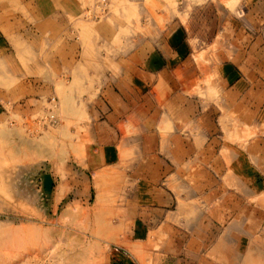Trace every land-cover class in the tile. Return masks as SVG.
Masks as SVG:
<instances>
[{
  "label": "rangeland",
  "instance_id": "obj_1",
  "mask_svg": "<svg viewBox=\"0 0 264 264\" xmlns=\"http://www.w3.org/2000/svg\"><path fill=\"white\" fill-rule=\"evenodd\" d=\"M261 10L264 0H0V264H116L117 255L125 264H157L156 257L179 233L185 254H197L199 244L206 249L215 244L219 223L199 219L214 206L198 201V183L208 179L197 164L190 165L186 183L190 202L166 209L179 212L166 221L175 230L136 242L130 236L132 221L122 214L134 183H123L116 170L95 171L84 163L96 147L117 144L120 134L130 142L140 138L133 119L114 126L116 133L103 144L93 142L92 129L113 111L127 110L128 117L133 110L117 102L119 84L133 82L129 69L135 52L144 61L173 35L179 39H171L170 48L185 47L186 60L149 79L146 84L158 86L143 92L157 112L167 114V130H155L174 135L181 123L169 101L177 95L188 100L191 118L197 117L199 102L209 112L224 97L217 74L223 63L250 54V63L264 67V59L255 58L264 55V27L256 26ZM216 110L223 119L216 127L211 122L210 138L199 142L198 125L185 132L195 153L214 139L227 146L221 151L227 169L233 154L244 153L259 130L237 114ZM119 118H124L121 113ZM118 150L121 166L130 169L137 148ZM136 157L139 161V153ZM44 175L53 181L50 194L43 191ZM237 182L232 172L223 171L219 191L245 194ZM213 190L206 187L207 194ZM167 191L174 194L171 187ZM254 204L264 207L263 187ZM216 256L208 251L206 260L219 263Z\"/></svg>",
  "mask_w": 264,
  "mask_h": 264
},
{
  "label": "crops",
  "instance_id": "obj_2",
  "mask_svg": "<svg viewBox=\"0 0 264 264\" xmlns=\"http://www.w3.org/2000/svg\"><path fill=\"white\" fill-rule=\"evenodd\" d=\"M260 13L261 19H257V21L261 23L256 26L264 27L263 10ZM177 38L179 39L177 35H173V38L167 37V40L161 41L157 47L159 53L151 50L145 56L144 61L141 53L135 52L134 65L129 69L133 75V82L128 85L126 83L119 84L120 101L117 102L122 103L123 109L132 107L131 115L126 117L128 111L124 110L120 112L124 118L120 119V113L113 111L107 115V122H102L92 128L93 132L96 133L93 142L103 144L106 139H112V134L116 133L114 126L125 124L133 119L135 123L134 134H139L140 138H133L130 142L131 139L128 140L120 134L119 137L117 136L118 138L116 137L119 140L117 144H104L93 149L84 165L92 167L95 171L116 170L121 175L123 183H134L132 191L126 193V205L122 214L126 219L132 221L134 226L133 231L132 229L130 231L131 240L140 242L142 239L147 241L152 233L159 235L161 232L175 230L166 221L178 218L179 212L166 209L171 208L174 203L177 208L178 203L190 202L186 183L190 182L188 178L190 165L197 164L198 173L207 176L208 179L207 182L204 180L202 183H198V195L199 197L202 195L198 201L202 199L200 205L204 207L208 201L210 205L214 206L213 210L209 212L204 210L203 217L199 213V219L205 220L208 217L215 220L220 225V234L216 237L215 244L209 249L199 244L196 249L197 254L189 255L184 253L187 249H183L182 241L184 239L180 237L183 233H179L176 237L177 240L175 239L176 242L174 241L173 245L167 244L163 253L156 257L157 264H264V207H258L254 204L255 193L259 191L260 187H263L264 190L263 64L262 62L250 63L254 60L252 57L254 55L250 54L245 59H241L237 55L235 60L223 63L217 74L220 80L219 88L224 97L214 107V110L209 112H204L205 106L203 107L199 102L198 111L201 112L197 117L191 118L190 102L180 99V96L177 95L178 99L169 101V106L177 108L176 117L180 119L181 127L176 128L177 134L169 133L161 136L155 128L167 130L166 111L157 112L154 100L145 99L143 92L147 87L153 91L158 86V83L146 84L149 79L164 76L169 70L178 66V61L186 60L184 58L185 47L170 48L171 39L174 43L178 40ZM259 40L257 39V42ZM255 58L264 59V55H255ZM129 92H133L134 96L132 97ZM111 100L116 101L112 94ZM124 100L127 104L123 103ZM173 104L177 105L174 106ZM217 107L223 109L226 114H237L242 122L250 127L255 126L259 130L256 137L252 139L253 141L248 142L244 153L233 154L227 169H223L221 162V151L227 146L214 139L212 146L207 144L203 148L199 147L201 149L195 153L189 139L190 132H185V130H190V125L193 127L198 125L201 132L198 135L199 142L205 141L206 137L210 138L213 129L211 122L216 127L219 120L223 119V115L218 114ZM215 135L219 137L217 134ZM254 139H256L255 143ZM119 146L121 148L132 146L134 149L137 148L135 164L130 169L121 166ZM229 149L233 148L229 147ZM138 153L140 155L139 161L136 157ZM159 154L168 157L171 165L163 160L161 162ZM195 156L199 158L193 159ZM129 170L130 173H128ZM223 171L232 172L238 178L237 183H243L239 188H242L245 194H222L219 191ZM69 183H77V181L69 180ZM174 183L177 185L174 186ZM169 187L174 194L167 191ZM206 187L214 190L207 194ZM180 189L181 195H179ZM211 193H214L215 199L207 200ZM208 251L217 252L216 257L219 263H211V261L206 260ZM117 257L116 264L127 262L123 258L120 259L118 255Z\"/></svg>",
  "mask_w": 264,
  "mask_h": 264
},
{
  "label": "water",
  "instance_id": "obj_3",
  "mask_svg": "<svg viewBox=\"0 0 264 264\" xmlns=\"http://www.w3.org/2000/svg\"><path fill=\"white\" fill-rule=\"evenodd\" d=\"M43 191L45 194H50L53 186V181L49 175L43 177Z\"/></svg>",
  "mask_w": 264,
  "mask_h": 264
},
{
  "label": "built area",
  "instance_id": "obj_4",
  "mask_svg": "<svg viewBox=\"0 0 264 264\" xmlns=\"http://www.w3.org/2000/svg\"><path fill=\"white\" fill-rule=\"evenodd\" d=\"M104 1H105V0H101L102 3H104ZM50 103H51V104L54 103V100H52ZM51 108H52V109H55L56 106H55V105H52ZM52 109L50 110V113H52ZM49 118H50V120L53 121V120H54V115L51 114V116H50Z\"/></svg>",
  "mask_w": 264,
  "mask_h": 264
}]
</instances>
